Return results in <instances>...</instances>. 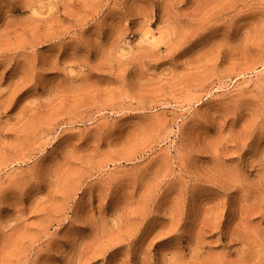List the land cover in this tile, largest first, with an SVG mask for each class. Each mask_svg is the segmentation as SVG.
I'll return each instance as SVG.
<instances>
[{
    "label": "rangeland",
    "instance_id": "obj_1",
    "mask_svg": "<svg viewBox=\"0 0 264 264\" xmlns=\"http://www.w3.org/2000/svg\"><path fill=\"white\" fill-rule=\"evenodd\" d=\"M0 264H264V0H0Z\"/></svg>",
    "mask_w": 264,
    "mask_h": 264
}]
</instances>
